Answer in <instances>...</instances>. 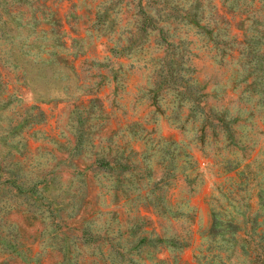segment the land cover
Here are the masks:
<instances>
[{
  "label": "rangeland",
  "instance_id": "rangeland-1",
  "mask_svg": "<svg viewBox=\"0 0 264 264\" xmlns=\"http://www.w3.org/2000/svg\"><path fill=\"white\" fill-rule=\"evenodd\" d=\"M0 264H264V0H0Z\"/></svg>",
  "mask_w": 264,
  "mask_h": 264
}]
</instances>
